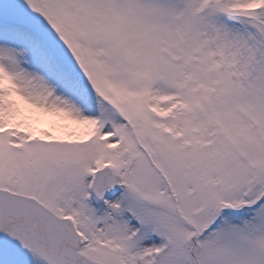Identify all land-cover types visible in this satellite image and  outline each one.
<instances>
[{
	"label": "snow or ice",
	"instance_id": "6c2138e0",
	"mask_svg": "<svg viewBox=\"0 0 264 264\" xmlns=\"http://www.w3.org/2000/svg\"><path fill=\"white\" fill-rule=\"evenodd\" d=\"M0 264H264V0H0Z\"/></svg>",
	"mask_w": 264,
	"mask_h": 264
}]
</instances>
